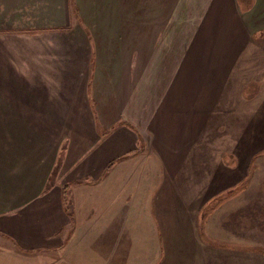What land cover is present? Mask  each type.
<instances>
[{
  "label": "crops",
  "instance_id": "0c3cea01",
  "mask_svg": "<svg viewBox=\"0 0 264 264\" xmlns=\"http://www.w3.org/2000/svg\"><path fill=\"white\" fill-rule=\"evenodd\" d=\"M73 1L79 4L0 0V49H10L6 39L14 34L26 41L18 49H33L21 57V71L0 52V264L46 257L51 264H73L64 257L81 234L86 264L106 258L107 241L118 239L124 223L116 200L108 202L107 195L117 197L124 185L130 193L152 194L148 184L156 162L183 169V161H191L201 169L209 141L204 130H216L219 113L236 106L252 111L248 85L236 88L235 82H264V0L184 3L182 15L216 18L226 33L210 62L188 56L186 47L177 60L148 52L140 58L137 42L123 56L119 26L110 32L78 25L59 43ZM102 32L114 36L105 40ZM253 105L262 112L264 98ZM244 151V141H236L238 160ZM154 198L147 197L148 211ZM145 216L150 232L156 218L158 225L170 224L151 210ZM111 226L113 234L107 231Z\"/></svg>",
  "mask_w": 264,
  "mask_h": 264
},
{
  "label": "rangeland",
  "instance_id": "374dc122",
  "mask_svg": "<svg viewBox=\"0 0 264 264\" xmlns=\"http://www.w3.org/2000/svg\"><path fill=\"white\" fill-rule=\"evenodd\" d=\"M78 1L79 16L73 8L69 9V28L58 34L59 43L66 42L68 34L78 25L97 30L106 27L110 32L114 26H119L124 28L116 33L117 39L124 41L118 50L123 56L130 55L129 46L137 42L133 47L140 58H145L148 52L158 58L177 60L186 47L188 56L210 58V62L226 37L220 22L214 21L216 18L182 15L184 3L187 1V5L193 6L195 0ZM58 22L67 24L62 17ZM93 35L97 37L98 33ZM101 36L109 40L114 34L102 32ZM39 37L34 40L44 42ZM6 41L10 49H0V52L2 56H11V61L17 64L11 65L21 71L18 66L21 57L33 55V49H25L27 54L18 49L26 45L22 34L11 35ZM147 46L149 48H143ZM226 83L230 86V82ZM235 84L236 88L244 84L250 86L245 85L252 94V111L242 113V107L236 106L232 113H219L216 130H204V142L209 141L204 144L201 169L194 167L191 161H183V169H168L156 162L148 184L153 189L152 194L130 193L129 186L124 185L117 197L114 193L107 195L108 202L116 200L124 223L118 239L107 241L106 258L100 261L93 258L92 264H264V108L256 113L258 106L253 105L263 101L264 89L259 96L258 88L260 85L264 88V82ZM238 140L245 144L241 160L237 156L241 153L234 152ZM225 166L231 169L233 166L235 171ZM212 172L218 176H210ZM151 195L155 197L153 208H149L151 214L167 216L170 222L158 225L156 218L153 232H150L152 225L142 223L146 221L145 215H150L146 201ZM111 209L114 208L108 206V211ZM107 231L113 234V226ZM81 236H76L72 247L71 244L68 247L69 253L57 258V262L64 257L73 264H86ZM51 263L46 257L33 264Z\"/></svg>",
  "mask_w": 264,
  "mask_h": 264
},
{
  "label": "trees",
  "instance_id": "16d2710c",
  "mask_svg": "<svg viewBox=\"0 0 264 264\" xmlns=\"http://www.w3.org/2000/svg\"><path fill=\"white\" fill-rule=\"evenodd\" d=\"M73 8H74V10L76 11V14L79 16V14H78V8H79V4L77 3V1H73ZM78 6V7H77ZM77 8V9H76Z\"/></svg>",
  "mask_w": 264,
  "mask_h": 264
}]
</instances>
